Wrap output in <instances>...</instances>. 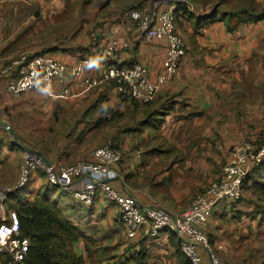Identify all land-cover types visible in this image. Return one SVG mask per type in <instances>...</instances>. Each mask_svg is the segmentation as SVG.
<instances>
[{
  "label": "crops",
  "instance_id": "crops-1",
  "mask_svg": "<svg viewBox=\"0 0 264 264\" xmlns=\"http://www.w3.org/2000/svg\"><path fill=\"white\" fill-rule=\"evenodd\" d=\"M144 4L176 13L177 28L187 48L179 73L161 88L150 104L119 96L112 83L87 88L81 77L71 73L64 80L56 81L44 95L29 91L17 97L8 90L7 77L1 73L5 61L0 62V187L14 184L20 173L22 154L16 152L20 145L14 144V138L18 139L14 125L23 113L43 112L45 121H52L61 110L75 105L84 117L96 119L99 125L111 114L113 106L124 108L132 124L128 126V123L124 132H117L120 134L115 138L118 140L121 135V142L116 146L123 151L124 157L113 167L109 181L143 205L150 206L159 200L172 211H183L200 187L212 184L214 175L218 176L214 173L216 163L229 160L233 146L264 138V19L240 25L231 33L223 21L207 22L214 3L0 0V56L10 58L22 53L20 42L24 40L45 42L25 48L30 54L52 48L53 44L50 46L47 42L54 39L76 40L84 43L46 51L69 67L92 58L84 67V74L98 76L108 63L104 48L114 35L120 44H131L130 48L120 51L117 64H143L150 79L155 80L163 71L168 44L166 39L148 37L137 30L130 11ZM70 9L75 12L70 14ZM222 12L218 11L217 18ZM55 18H66L70 26L82 24L83 27L73 33L67 28L55 37L56 25L67 26L62 21L55 23ZM71 18L74 21L70 22ZM65 88L69 89L67 95L62 94ZM93 90L99 92L98 97L87 96ZM84 105L88 107L82 108ZM97 113L101 117L94 118ZM84 131L82 127L72 132L73 146H63L59 150L49 148L42 153L56 166L90 159L96 148L85 150L81 145ZM170 154L172 157L168 161ZM86 180L80 178L70 183L78 187ZM58 188L62 189L61 194L55 193ZM42 196L59 206L67 220L78 229L80 236L73 242V250L83 257V264H189L180 251L176 235L164 232L158 236L141 234L130 239L115 204L99 195L95 205L86 207L64 186H52L41 171L34 173L29 186L14 194L5 206H0V220L9 210L16 209V205ZM241 202L237 204L244 209L252 208L245 211L250 215L238 210L240 206L236 208L235 202H227L214 210L203 228L212 237L210 241L220 255L238 258L239 264H262L264 166L250 174ZM232 219H238V225L246 219L251 224L257 221V226L246 233L245 229L241 231V226L233 225L227 232L222 230L219 236L216 231L219 221L225 225ZM202 253L207 258L206 253ZM258 259L260 262H256ZM0 264L17 263L11 255L3 254Z\"/></svg>",
  "mask_w": 264,
  "mask_h": 264
},
{
  "label": "built area",
  "instance_id": "built-area-1",
  "mask_svg": "<svg viewBox=\"0 0 264 264\" xmlns=\"http://www.w3.org/2000/svg\"><path fill=\"white\" fill-rule=\"evenodd\" d=\"M190 5L189 0H179ZM136 28L148 37L166 39L167 57L163 71L155 80L150 79L145 65H119L120 51L130 48L129 42L120 44L114 35L110 36L104 48L107 65L98 76L84 74V67L92 58H85L75 66L69 67L56 59L50 51L37 54L22 52L15 57L4 58L1 70L8 80V90L19 97L35 91L44 95L56 81L64 80L69 73L81 77L87 88L116 84L119 96L141 104L153 102L161 88L180 70L186 56V42L178 31L177 18L172 10L160 11L156 6L141 5L130 11ZM69 89L62 92L67 95ZM123 155L118 146L109 142L96 148L90 159L74 164L54 165L46 156L34 149L26 150L18 179L6 189L0 190V206H5L14 194L29 186L36 171H41L52 186H64L73 198L88 207L104 196L118 208L120 220L130 239L139 235L158 236L170 232L177 236L180 251L190 264H230L223 261L211 246L208 232L203 224L214 210L227 202H239L243 197L244 186L250 174L264 166V138L259 141L247 140L231 148L228 162L223 166L218 178L204 191L198 193L191 204L183 211H172L156 200L152 205L140 203L133 195L115 188L109 181L113 167L120 164ZM87 178L82 185L73 187L72 180ZM31 241L22 237L19 214L11 209L0 220V256L9 254L14 262L25 261ZM205 252L207 258L203 256Z\"/></svg>",
  "mask_w": 264,
  "mask_h": 264
},
{
  "label": "rangeland",
  "instance_id": "rangeland-1",
  "mask_svg": "<svg viewBox=\"0 0 264 264\" xmlns=\"http://www.w3.org/2000/svg\"><path fill=\"white\" fill-rule=\"evenodd\" d=\"M261 4H263L264 6V0H258ZM222 10V9H220ZM70 14L72 12H75V10L70 9L69 10ZM75 14V13H74ZM70 16V15H69ZM68 16V18H69ZM59 21L64 22L65 24H67V26H59L56 25L55 29H57V31H55V37L59 35V33L65 31L67 28H69V31L73 32H77L80 28H82V24H75V25H69L68 23H66V18H55L54 22L57 23ZM74 21L73 18L70 19V22ZM45 26V25H43ZM184 38V37H183ZM185 40V39H184ZM45 42L42 41H33L32 40H24L22 42H20V44H22V51L20 52H29L28 49L25 48H29V47H34L35 45H40V44H44ZM80 43H84V42H78L76 40H67V39H54L53 41H48L47 44L52 46L51 44H53L52 48L49 49H42L41 51H46V50H56L59 48H67V47H76L77 45H79ZM38 51V52H41ZM36 52V51H35ZM85 95V94H83ZM99 92L97 90H93L91 92L87 93L88 97H98ZM152 103V102H151ZM145 105V104H144ZM88 106L84 105L82 108L86 109ZM116 108L113 106V111L111 112L110 115L106 116V118L102 119V123H100L99 125H97L96 119L91 120L90 118H86V116L84 117L82 114V110L78 111L79 108L78 106L75 105H70L68 107V109H63L59 112L58 115H55V120H48L45 121V117L46 114L43 112H36V113H23L20 114L17 118V120L15 121V125H14V132L17 134V138L19 139H15L14 144H18L20 143L21 146H17L18 148H16V152L21 153L22 157L21 160L23 161L25 152L27 149H34V150H38L40 152H42V150H47V149H52V150H59L61 147L63 146H73L75 144V137L73 136L72 132L76 131V129H81L82 127H84L85 129V133L84 134V139L82 141L83 147H85V150H93L97 147H101L103 145H105L106 143L112 142L115 145L119 144L121 142V138L119 136V139L117 140L116 135H119L117 132H124V127H126V125L130 122V118L128 117V113L124 108ZM75 111V112H74ZM115 115V116H114ZM96 117H101L100 113H97ZM137 120V118H136ZM132 123H129L128 126H131ZM70 131V132H69ZM70 133L69 136H67V133ZM127 135V132H126ZM76 136V135H75ZM13 139V138H12ZM7 143H11V141L9 142L7 140ZM12 145V144H11ZM80 145V146H81ZM120 149V147H119ZM121 150V149H120ZM90 151V152H91ZM231 151V150H230ZM122 155L124 157L123 151L121 150ZM172 157V154H170L167 157V160L170 161ZM228 162L227 161H221L220 163H216V167L214 169V173L216 175H220V173L222 172L223 166ZM20 174V173H19ZM215 177L213 178V182L218 178ZM19 177V176H18ZM18 179V178H17ZM198 181V183H200V180L197 178L196 179ZM212 182V183H213ZM10 185H4L0 187V190L6 189L8 188ZM210 185V183H209ZM208 185V186H209ZM208 186L206 187H200L199 190L194 194L191 202L193 201V199L195 198V196L204 191ZM62 189L58 188L56 189V194H61ZM55 195V194H53ZM244 195H245V188H244V192H243V197L242 199L239 201H243L244 200ZM191 202L189 203V205L191 204ZM239 202H235V205H237L236 208H238V206H240V208L238 210L243 211V213H247L245 212L247 210H252V208L247 207V209H244L243 206L237 204ZM242 203V202H241ZM234 204V203H233ZM187 205V206H189ZM86 206V205H84ZM56 207L59 208V206L56 205ZM88 207V206H86ZM164 207H166L164 205ZM222 207V206H221ZM167 208V207H166ZM232 208V207H231ZM169 209V208H168ZM186 209V208H185ZM171 210V209H170ZM234 212V211H232ZM250 215V214H248ZM246 217H249L246 215ZM220 225H219V229L216 230L218 235L220 236L221 231L225 230V232H227L233 225L236 226H241L240 229L241 231L243 229L246 230V233L248 231H250V228L252 226H257L256 222H251L248 221L246 219V221L242 224V225H238L239 220L236 219H232V221L230 223L226 222L225 225H222L221 221H219ZM263 230H264V226H263ZM170 233V232H168ZM210 240H212V237L209 235ZM221 238V237H220ZM220 240V239H219ZM263 244V243H262ZM211 246L213 247V242L211 241ZM214 248V247H213ZM217 254L218 251L216 249H214ZM252 250L249 251L250 255ZM220 258L223 259V261L230 263V264H239L240 262L238 261V258H234L233 256H223L222 254L220 255ZM10 258V257H8ZM264 258V257H263ZM237 260V262H236ZM241 260V259H240ZM256 262H260V260L258 259ZM264 262V261H262ZM264 264V263H262Z\"/></svg>",
  "mask_w": 264,
  "mask_h": 264
},
{
  "label": "trees",
  "instance_id": "trees-1",
  "mask_svg": "<svg viewBox=\"0 0 264 264\" xmlns=\"http://www.w3.org/2000/svg\"><path fill=\"white\" fill-rule=\"evenodd\" d=\"M189 1L199 5L217 3L216 13L207 22L217 19L223 21L231 33L237 31L240 25L264 19V6L258 0ZM220 9L223 12L217 18ZM112 84L116 87L115 83ZM15 210L19 214L22 237H29L31 241L25 261L17 264H83V257L73 250V242L80 236L78 229L48 197H37L33 201L21 203L16 205Z\"/></svg>",
  "mask_w": 264,
  "mask_h": 264
},
{
  "label": "water",
  "instance_id": "water-1",
  "mask_svg": "<svg viewBox=\"0 0 264 264\" xmlns=\"http://www.w3.org/2000/svg\"><path fill=\"white\" fill-rule=\"evenodd\" d=\"M212 10H213V13L211 14V15H214L215 13H216V10H217V7H218V5H217V3H214L212 6ZM2 124L4 125V126H7L8 128H9V125L7 124V123H3L2 122ZM19 145H20V143H19ZM21 146V145H20ZM28 151L30 150V149H27Z\"/></svg>",
  "mask_w": 264,
  "mask_h": 264
}]
</instances>
